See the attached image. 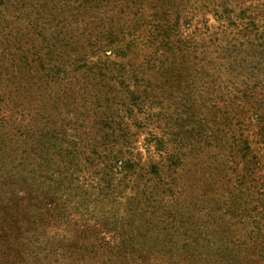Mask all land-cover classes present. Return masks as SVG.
<instances>
[{
	"label": "trees",
	"instance_id": "trees-1",
	"mask_svg": "<svg viewBox=\"0 0 264 264\" xmlns=\"http://www.w3.org/2000/svg\"><path fill=\"white\" fill-rule=\"evenodd\" d=\"M63 1L68 14L47 20L53 0H0V151L27 147L38 162L28 174L43 178L40 188L46 178L53 184V204L39 209L41 216L113 232L116 247L105 236L98 244L109 264L178 262L184 254L204 264H264V181L263 187L245 181L264 158L250 140L257 135L264 146V0ZM113 54L121 60H111ZM213 70L217 79L228 78L235 95L223 107L210 96L204 114L193 93L214 91ZM151 125L162 134L148 132ZM138 134L163 163L142 165ZM212 143L228 148V174L248 172L236 176L231 187L239 196L233 194L221 219H250L242 234L249 243L213 222L211 188L203 185L211 176L204 181L190 169ZM88 161L104 166L93 184L82 180L90 175ZM252 191L259 195V218L248 209ZM152 230V239L171 246L142 255L137 242ZM96 232L80 230L87 239ZM179 237L185 239L180 246ZM69 241L65 229L46 244V255L73 248ZM84 249L90 254L94 247Z\"/></svg>",
	"mask_w": 264,
	"mask_h": 264
},
{
	"label": "rangeland",
	"instance_id": "rangeland-1",
	"mask_svg": "<svg viewBox=\"0 0 264 264\" xmlns=\"http://www.w3.org/2000/svg\"><path fill=\"white\" fill-rule=\"evenodd\" d=\"M206 1V0H205ZM249 3L250 0H245ZM54 5H47L46 9H49L51 12L50 14H46L44 17L47 20H51L53 18H60L59 13L64 10L65 4L63 0H53ZM255 4H262V2L258 0H253ZM59 11V12H58ZM65 14H68V11H63ZM211 23H214L215 27L218 26L216 22L211 19ZM20 26L21 23L19 24ZM217 30V28H215ZM200 38H204V34L200 36ZM206 41V39H204ZM111 60L117 61L121 60V58L116 57V55H112ZM214 75V82L211 88H215L214 91H209V94L203 93H193V98L196 105L201 110V113L208 114L207 107H209L208 103H204V101H209V97L213 95L216 96L215 99H218V105L225 106L226 100L234 99V91L229 90L228 87V78L225 75H222L220 79H217L218 72L212 71ZM220 87V90L218 88ZM205 90V89H204ZM206 92V90H205ZM33 103L36 104L35 98L32 99ZM182 98L176 97V101L180 102ZM165 102H167L165 100ZM184 102V100H183ZM205 104V105H204ZM171 109H173L171 107ZM154 110H158V108H154ZM174 111V110H173ZM242 117V115H241ZM164 127V124L161 123V128ZM148 132L156 133L157 135H161V129L154 128V126H149ZM131 131H137L134 126L131 127ZM72 134V133H71ZM224 135V133H223ZM231 133L228 134V137ZM145 134H138L133 139L135 140V148L137 151L141 152L143 156V160L141 161L142 165L145 167L148 166L149 163H163L161 161L162 158L160 157V152L155 148V145L152 143L150 151L144 148L145 143ZM250 140L252 142V149L255 153L259 156L264 154V146L258 142L257 135H251ZM226 147H229V142H227L225 138ZM213 144V145H212ZM208 150H205V158L204 161H201L197 164V161H191L194 165L190 168L192 171L194 169H198L195 172L197 177H201V180L207 179L211 176V181L204 182V187L206 190H210V205L214 207L210 211H212V220L216 225L224 226V229L230 228L231 235L234 238H238L241 241H245L247 243L250 242L248 237L242 236L246 229L250 227L251 222L250 219L242 216L244 223H235V218H230L229 216L225 217V219H221V213H224L226 206L228 207L230 203L234 200H231L233 194L239 196V193L232 189V185H234L236 181L237 175H244L248 174L247 171H241L236 174H228L227 167H225V163H228L226 160L228 154V148L216 146L215 143H212ZM19 148V149H18ZM208 148V147H206ZM209 156V158H208ZM30 157V158H29ZM31 150L27 147H17L14 152L8 150L0 151V264H40L39 262L42 260V264H109L107 259L109 258L108 254L103 252H98V244H100L103 240L100 238H107L108 242L116 247L118 245V240L114 239L113 232L107 233L106 231L100 233V225L92 224L90 222H86L88 224L85 226V223H80L78 227H74L70 224V221H66L62 226L58 222H55L51 219V214H47L45 216H41L40 210L45 206L47 203L48 205L53 204V196L48 188L53 187V184L50 182L48 178L45 180L48 181L45 184H42V188L40 182L43 180L42 177H37L35 175L31 176L30 173L31 169L36 166L37 161H35ZM229 159V158H228ZM85 161H82L83 164ZM102 161H88L87 169L90 170V175L88 178H82L84 184H93L98 181L102 169ZM261 165L258 166L253 173L250 175L251 178L247 180L246 176V185L252 186L256 185L257 187H263L262 182L264 181V158L261 159ZM106 164L109 166L112 164V161H107ZM195 164H197L195 166ZM163 166V165H161ZM205 168V170H203ZM147 169V168H146ZM39 171V168H37ZM116 170L109 166V173L113 175V172ZM83 176V173H81ZM50 177V176H49ZM58 177V175H57ZM24 178L28 181L29 185H31L30 189L27 187L28 183L24 181ZM49 183V184H48ZM229 183V184H228ZM201 187L203 185L199 184ZM26 186V187H25ZM28 190H32L29 192ZM232 192V193H231ZM253 192V191H252ZM31 195V196H30ZM41 197L44 202L40 203L39 200L37 201L36 197ZM19 198V199H18ZM235 198V197H234ZM257 198L259 195L256 194V191L253 192V195L250 197L249 200H252V203L248 205V209L250 210V215L253 218H259V212L262 211L260 207V203L257 202ZM264 198V197H263ZM50 199V200H49ZM105 203H103L104 205ZM224 205L223 210L221 206ZM102 208V203H100ZM112 207V205H110ZM221 209V210H220ZM74 214V213H73ZM233 216V215H232ZM75 219V215L73 216ZM80 219L79 217L77 220ZM240 219V218H239ZM222 220V221H221ZM36 222V225L33 224ZM70 224V225H69ZM82 224V225H81ZM262 224L264 222L262 221ZM92 225V226H90ZM93 225H96L94 227ZM47 230L44 232L43 230L45 227H48ZM53 226V227H52ZM82 227H90L95 229L96 236L87 239L81 236L80 230ZM127 227V230L130 229ZM36 231H33L32 229ZM65 229L69 231V239L70 241L68 244L73 242V248H71L74 253L71 252V249L68 248H57L52 251V254L46 255L45 248H48L46 244L51 240H58L61 236L65 233ZM264 231V230H262ZM132 233V231H126V234ZM136 233V231H135ZM27 236L26 241L23 238ZM151 236H156L154 231L152 230L150 234V238H140L137 237L139 242H137V247H142L144 249V253L142 255H149L146 252H152L154 250H164L167 247H170L165 241L161 239H157L154 237L153 239ZM117 237V236H116ZM126 239L128 237L124 236ZM35 241H40L43 245H39ZM178 245L180 246L182 242L185 241L184 237H179L176 240ZM214 241H217L216 239ZM172 243V245L176 244ZM27 244V245H26ZM92 244L94 250L92 253L88 254L89 252L84 249L87 245ZM31 249H28V248ZM212 248V247H210ZM81 249V250H80ZM83 252V256L79 255V253ZM88 252V253H87ZM182 251L180 250V253ZM212 254V253H210ZM213 255V254H212ZM46 257V258H44ZM182 257H175L178 262L173 261L170 259L169 261H165L163 263L157 262L158 264H204L202 261H193L188 257H185V254ZM151 262V263H150ZM149 264H154L150 261ZM143 264H147L146 261Z\"/></svg>",
	"mask_w": 264,
	"mask_h": 264
}]
</instances>
